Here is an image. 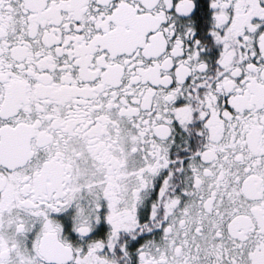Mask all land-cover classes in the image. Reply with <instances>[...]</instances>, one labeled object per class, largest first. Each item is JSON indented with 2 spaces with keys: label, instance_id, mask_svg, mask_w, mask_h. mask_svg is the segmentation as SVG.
<instances>
[{
  "label": "snow or ice",
  "instance_id": "obj_1",
  "mask_svg": "<svg viewBox=\"0 0 264 264\" xmlns=\"http://www.w3.org/2000/svg\"><path fill=\"white\" fill-rule=\"evenodd\" d=\"M0 264H264V0H0Z\"/></svg>",
  "mask_w": 264,
  "mask_h": 264
}]
</instances>
